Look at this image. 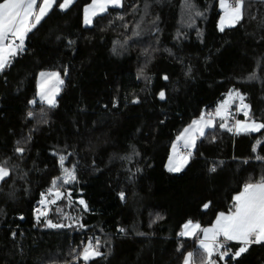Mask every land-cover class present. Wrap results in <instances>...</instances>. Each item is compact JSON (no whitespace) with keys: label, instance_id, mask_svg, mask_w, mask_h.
<instances>
[{"label":"trees","instance_id":"trees-1","mask_svg":"<svg viewBox=\"0 0 264 264\" xmlns=\"http://www.w3.org/2000/svg\"><path fill=\"white\" fill-rule=\"evenodd\" d=\"M92 1L61 9L56 0L0 71V166L9 171L0 264H182L189 252L207 264L201 232L180 233L189 221L212 224L245 184L264 179V129L234 137L230 120L217 119L181 171L166 161L185 127L229 92L249 106L240 119L264 122V0H244L242 19L223 31L220 0H123L85 25ZM44 70L63 78L55 107L38 98ZM57 189L63 197L50 203ZM92 240L101 255L84 261ZM240 245L212 260L264 264V242L233 256Z\"/></svg>","mask_w":264,"mask_h":264},{"label":"snow or ice","instance_id":"snow-or-ice-1","mask_svg":"<svg viewBox=\"0 0 264 264\" xmlns=\"http://www.w3.org/2000/svg\"><path fill=\"white\" fill-rule=\"evenodd\" d=\"M73 0H63V3L59 5L61 9L67 8L72 4ZM121 0H93L90 8L85 9V23H90L91 18L89 13H95L97 9L100 11H106L108 4L119 5ZM55 3V0H40L38 6V0H3L0 3V71L10 63V58L15 56L19 51H23L24 41L27 33L30 32L41 19L47 15L49 9ZM244 0H234L232 4L228 0H220V6L224 9V17L221 19L220 30L223 31L225 27V21L229 26L234 25L236 22L242 19V8ZM19 41L17 43L16 41ZM41 77L48 76L55 78L57 86L63 84V80L60 78V74L53 73H41ZM167 79V77H165ZM43 89V85H42ZM58 87L48 90L47 92L41 91V98L46 100L47 103L55 107V96L58 92ZM233 96L238 97L241 101L242 108L248 109V105L243 104L244 97L240 93H229V100L221 104L220 108L216 110L215 115L220 116L221 119L226 118L227 108L225 105L233 99ZM160 97L164 98V93H160ZM35 103V101H33ZM223 110V111H222ZM245 115L248 112L245 111ZM212 120H205L201 116L200 120H194L192 124L184 129V132L177 138L184 141V147H195V134L203 135V127L210 126ZM221 127H227L226 124H221ZM264 129V122L257 123L252 121L251 123L236 121L235 131L240 132H256ZM228 131H233V128H228ZM22 152L23 149H17ZM176 146L173 145V152L175 153ZM192 155L189 151L187 156H181L177 159L170 158L168 170L170 172H179L182 167L187 164L188 157ZM65 157H60L61 165H63ZM215 171V168L211 169ZM9 175L6 167L0 166V180H3ZM75 179L74 172L65 169L64 182L68 183ZM56 188V181H53V189ZM49 193L52 194V189H49ZM56 198L59 199L62 196L58 190L54 193ZM55 200L50 203H55ZM41 205L46 203L45 199L40 201ZM84 204V201H80ZM208 205H205L207 207ZM85 207H87L85 205ZM40 216H46L47 212H41L37 209ZM48 227L59 228L64 227L62 224H53L48 221ZM185 231L180 233L181 236L197 235V230L203 233V239L200 240V247L206 253L204 258L207 264H216L212 260L214 253H218L221 258L228 255L227 250L220 251L224 244L220 243L222 237L225 242L238 240L241 241L243 246L238 251L233 253V256H239L241 253L247 250V247L253 243L264 242V179L256 183H248L244 185L243 191L234 197V203L229 209L228 213L221 212L215 220L212 227L200 228L199 224L193 225L191 221L184 225ZM98 246V242H97ZM97 246H94L91 242L83 249L80 256L84 261L90 260L94 256H99L101 253L97 250ZM184 264H193V253H187ZM204 264V261L201 262Z\"/></svg>","mask_w":264,"mask_h":264},{"label":"crops","instance_id":"crops-1","mask_svg":"<svg viewBox=\"0 0 264 264\" xmlns=\"http://www.w3.org/2000/svg\"><path fill=\"white\" fill-rule=\"evenodd\" d=\"M122 2H123V0H121V2H120L119 5L108 4V5H107V9L110 8V7H118V6H121ZM92 3H93V1H92ZM92 3H90L89 5H87V6L85 7V9H86V8H90V6L92 5ZM107 9H106V11H107ZM103 12H105V11H100L99 9H97V10L95 11L94 14H92V13L90 12L89 15H90V18H91V22H90V23H85V10H84V19H83L84 24H85V25H90V24L92 23L94 17H95L96 15H98V14H102ZM17 41H18V40H17ZM53 72L59 73V72L56 71V70H44V71H41V72L38 74V79H37L38 98H39L40 100H43L46 104H48L47 101L41 98V91L43 90V91L47 92V91L50 90V89H53V88H55V87H58L59 90H58V92H57V94H56V96H55V100L57 101V96L59 95V92H60V89H61L62 84H60V85L57 86L56 81H55V78H50V77H48V76H45V77L42 78L40 74H41V73H46V74H47V73H53ZM59 74H60V73H59ZM60 78L63 80V78L61 77V75H60ZM42 85H43V89H42ZM240 102H241V101L239 100V98H235V99L233 100V103L227 108V113H228L229 110L233 109V108H232L233 105H236V104L239 105ZM238 105H237V108L239 107ZM220 106H221V105H219L218 108H220ZM218 108H217V109H218ZM217 109L213 110V112H214V116H213V117L208 116L207 113L201 115V116L204 117L205 120H209V119L212 120V124H211L210 126H204V127H203L204 134L206 133L207 130H209V129H211V128L214 127V125H215L217 119H221L220 116L215 115ZM244 110H245V109H244ZM222 111H223V110H222ZM245 111H246V110H245ZM227 113L225 114V115H226V118L223 119V120H225V121H229L228 116H227ZM201 116L198 117V118H195L194 120H200ZM194 120H193V121H194ZM193 121H192V122H193ZM192 122H191L188 126H186L185 129L188 128V127L192 124ZM230 124H231V122H230ZM229 128H231L230 125H229ZM183 132H184V130H183ZM183 132H182V133H183ZM182 133H181V134H182ZM204 134H203V135H204ZM200 136H201V135H199V133H196V134H195V147H196L197 139H198ZM173 145L176 146V151H175V153L173 152V146H172L171 153H170V155H169V158H168L167 161H166V168H167V169H168V165H169V160H170V158H173V159H177V160H178L179 157H181V156H187L188 152L191 151V152H192V155H191L190 157H188V161H189V159L193 156V152H194V150H195V147H194V148H187V149H186V148L183 146V145H184V141H183V140H178V139H177ZM180 145L183 146L184 149L179 150V146H180ZM184 166H185V165H184ZM184 166H183V167H184ZM183 167H182V168H183ZM8 172H9V171H8ZM0 181H1V180H0ZM242 191H243V190H242ZM240 192H241V191H240ZM240 192H239V193H240ZM239 193H237L236 195H238ZM236 195H235V196H236ZM82 199H83V198H82ZM218 215H219V214H218ZM217 217H218V216H217ZM215 220H216V219H215ZM187 223H188V222H187ZM187 223H186V224H187ZM195 224H198V223H195ZM183 228H184V226H183ZM200 228H201V227H200ZM204 228H206V227H204ZM201 229H203V228H201ZM182 231H184V230H182ZM198 231H199V230H197V232H198ZM183 237H185V238H193L194 236H192V235H186V236H183ZM201 239H203V233H202V232H201L200 237H199V239H198V245H199V246H200V240H201ZM230 242H237V243H240V244H241L240 247L243 246V244H242L241 241L233 240V241H227V242H225V241L223 240V238L221 237V238H220V243L224 244V247H222L220 250H225V249H227V245H228ZM240 247H239V248H240ZM239 248H238V250H239ZM238 250H237V251H238ZM227 252H228V251H227ZM191 253H192V252H191ZM228 253H229V252H228ZM214 254H215V253H214ZM214 254H213V255H214ZM186 256H187V254L185 255V258H186ZM185 258H184L182 264H184ZM193 264H195V263L193 262Z\"/></svg>","mask_w":264,"mask_h":264},{"label":"rangeland","instance_id":"rangeland-1","mask_svg":"<svg viewBox=\"0 0 264 264\" xmlns=\"http://www.w3.org/2000/svg\"><path fill=\"white\" fill-rule=\"evenodd\" d=\"M55 2H56V0H55ZM73 2H74V0H73ZM230 4H232L230 1H228ZM39 3H40V0H38V6H39ZM63 3V0H62V2H61V4ZM55 4V3H54ZM54 4L52 5V7L54 6ZM71 5V4H70ZM69 5V6H70ZM68 6V7H69ZM51 7V8H52ZM67 7V8H68ZM51 8L49 9V11L51 10ZM219 8H220V10L222 11V14H221V16H220V19H219V22H218V27H219V29H220V24H221V19L224 17V9L223 8H221V6H220V2H219ZM64 9H66V8H64ZM48 11V12H49ZM46 16V15H45ZM237 23V22H236ZM235 23V24H236ZM234 24V25H235ZM234 25H232V26H234ZM227 27H231V26H229L228 25V23H227V21H225V27L224 28H227ZM237 91H232V92H229V93H236ZM229 93H227V95H226V97L220 102V105L221 104H224L225 103V101H228L229 100ZM239 93V92H238ZM241 95V94H240ZM235 98H238V97H235V96H233V99L231 100V101H229L226 105H225V107L226 108H228L232 103H233V100L235 99ZM237 121H241V122H246V123H251L252 121H256L257 123H260L261 121H259V120H255V119H249L248 117H246V118H244V119H240L239 118V120H237ZM262 130V129H261ZM257 132V131H256ZM240 133H244V132H240ZM59 191L60 193H62V196L59 198V199H57L56 198V196H55V192L56 191ZM57 190H55L54 192H53V197H52V200H55L56 202H58L62 197H63V192L62 191H60L59 189H57ZM242 192V191H241ZM68 194H70L69 192H68ZM81 200H83L84 201V204H81V205H83L84 206V208H87V207H85V205L87 206V203H86V201L84 200V199H80V201ZM221 213V212H220ZM224 213H228V212H224ZM218 216V215H217ZM217 218V217H216ZM215 218V219H216ZM195 223L196 222H192V224L193 225H195ZM215 223V220H214V222L212 223V224H210V225H208V226H206V228H209V227H212L213 226V224ZM183 230L185 231V228H183ZM88 244H86L85 245V247L87 246Z\"/></svg>","mask_w":264,"mask_h":264},{"label":"built area","instance_id":"built-area-1","mask_svg":"<svg viewBox=\"0 0 264 264\" xmlns=\"http://www.w3.org/2000/svg\"><path fill=\"white\" fill-rule=\"evenodd\" d=\"M234 2V0L232 1V3ZM17 43H19V41H16ZM41 104H45V102L43 100H40ZM244 104V103H243ZM245 113V110L242 108V104L241 102L239 103V107L236 110H229L227 113L228 119L230 120L231 124L230 127L233 128V131H231L233 133L234 137L239 136V133H237L235 131V122L237 120H239L240 116L242 114ZM208 116L213 117L214 116V112L213 111H209L207 112ZM184 149L183 146H179V150ZM77 201L80 203V199H77ZM81 204V203H80ZM83 206V205H82ZM84 207V206H83ZM37 209H40L41 212L46 211V206L45 205H38L34 208V214L37 217L39 215V213L37 212ZM94 246H95V241H90Z\"/></svg>","mask_w":264,"mask_h":264},{"label":"water","instance_id":"water-1","mask_svg":"<svg viewBox=\"0 0 264 264\" xmlns=\"http://www.w3.org/2000/svg\"><path fill=\"white\" fill-rule=\"evenodd\" d=\"M67 74H68V72L66 71V72H65V77H67Z\"/></svg>","mask_w":264,"mask_h":264},{"label":"bare ground","instance_id":"bare-ground-1","mask_svg":"<svg viewBox=\"0 0 264 264\" xmlns=\"http://www.w3.org/2000/svg\"><path fill=\"white\" fill-rule=\"evenodd\" d=\"M79 199H82V198H79ZM86 209V208H85Z\"/></svg>","mask_w":264,"mask_h":264}]
</instances>
